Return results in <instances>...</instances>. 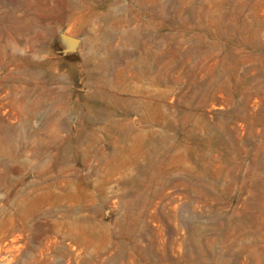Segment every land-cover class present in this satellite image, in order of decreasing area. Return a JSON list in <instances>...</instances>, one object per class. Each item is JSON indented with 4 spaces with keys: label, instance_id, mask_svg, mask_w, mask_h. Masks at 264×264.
<instances>
[{
    "label": "rangeland",
    "instance_id": "rangeland-1",
    "mask_svg": "<svg viewBox=\"0 0 264 264\" xmlns=\"http://www.w3.org/2000/svg\"><path fill=\"white\" fill-rule=\"evenodd\" d=\"M0 264H264V0H0Z\"/></svg>",
    "mask_w": 264,
    "mask_h": 264
},
{
    "label": "water",
    "instance_id": "water-1",
    "mask_svg": "<svg viewBox=\"0 0 264 264\" xmlns=\"http://www.w3.org/2000/svg\"><path fill=\"white\" fill-rule=\"evenodd\" d=\"M61 36L64 40H66L69 43V47L66 49L67 52L68 51H70V52L74 51L78 47V45L81 41V39L79 37L72 36V35H69L67 33H62Z\"/></svg>",
    "mask_w": 264,
    "mask_h": 264
},
{
    "label": "bare ground",
    "instance_id": "bare-ground-1",
    "mask_svg": "<svg viewBox=\"0 0 264 264\" xmlns=\"http://www.w3.org/2000/svg\"><path fill=\"white\" fill-rule=\"evenodd\" d=\"M98 77V76H97Z\"/></svg>",
    "mask_w": 264,
    "mask_h": 264
}]
</instances>
